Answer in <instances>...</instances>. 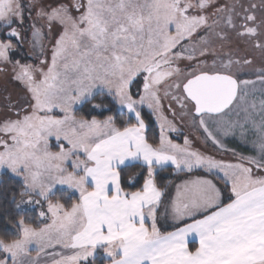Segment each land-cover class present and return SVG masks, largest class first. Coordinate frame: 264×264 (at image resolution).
I'll return each mask as SVG.
<instances>
[{"label":"snow or ice","instance_id":"obj_1","mask_svg":"<svg viewBox=\"0 0 264 264\" xmlns=\"http://www.w3.org/2000/svg\"><path fill=\"white\" fill-rule=\"evenodd\" d=\"M26 21L36 64L12 57ZM45 27L57 33L50 60ZM230 33L264 65V0H0V64L28 94L0 114V212L11 206L18 229L0 238V264H97L98 249L105 264H264V66L237 55ZM97 95L124 119L75 114ZM165 101L204 150L188 134L170 138L181 129ZM228 136L249 152L229 148ZM169 165L188 178L165 201L173 182L157 175ZM62 188L70 194L57 196ZM42 203L48 222L33 224L25 206Z\"/></svg>","mask_w":264,"mask_h":264},{"label":"rangeland","instance_id":"obj_2","mask_svg":"<svg viewBox=\"0 0 264 264\" xmlns=\"http://www.w3.org/2000/svg\"><path fill=\"white\" fill-rule=\"evenodd\" d=\"M46 2L48 3H55V0H46ZM252 2L259 4L260 0H252ZM22 34L25 37L24 40V44L23 46L17 51V52H13L12 53V57L13 59L16 58H20L23 57L22 62H26V63H33L36 64L39 62L40 58L43 57H39V56H31L29 55V53L32 51L28 40L31 39V29L28 26V22L26 21L24 27L22 28ZM45 32V36H44V43L46 45V51L45 54L47 56V58L50 60V49H51V45L52 43H54V38L55 35L57 34L55 31L53 32L52 36H48L47 35V28L45 27L44 29ZM2 38V37H0ZM230 40L232 43V48L236 49L239 48V51L237 53V55H243L246 57H253L256 59L255 64L253 65L254 68L256 67H261L264 66L261 64L260 60H259V53L258 52H253L250 49H246V46L243 43H240L235 34L234 33H230ZM219 43V42H218ZM221 49H219V47L217 48V51H220ZM227 47H225L223 49V51H227ZM0 69H3L2 71H0V114H3V106L7 103H9V101L11 102H15V103H19V105L21 107L24 106V103L27 99V92H26V88L25 86L13 79V73H12V68L11 65H8L7 68L5 69V66L3 64H0ZM241 78H254V75H250L247 77L242 76ZM135 87L133 88V91L135 92ZM98 96V95H97ZM98 104V103H97ZM165 104V112L164 115L168 118V120L172 121L176 127L181 129L180 133H168V135L170 136V138H175L176 142L178 143H183V135L184 134H188L194 141H195V147L197 148H201V150H204L203 145L201 144L200 141L195 140L196 135H198V133H195L190 127H188L187 123L185 121H182L179 119V117L173 119L172 113L167 111V101L164 102ZM81 105L76 106V109L79 108ZM117 109L119 110V106L116 105ZM149 113L152 116V119L154 120V122L156 123L158 129H159V135H160V126H159V122L157 121V118L155 115L152 114V111L150 109H148L146 106H144ZM173 108H175L177 110V112L179 111V108L177 105L173 104ZM88 114L91 113L90 116H86L84 118L86 119H91L93 116H96L98 119H103L104 116H102V112L104 111V108H100V109H95L91 106L88 107L87 109ZM235 118V117H233ZM53 145V150H58L57 147L55 146V140L54 138H51L50 141ZM224 142L225 144L229 147V148H234L236 149V151L238 152H245L247 150V152L245 154H247L249 152V146L244 144L238 136H228L224 138ZM208 150H212L211 147H209ZM224 159L226 160H230L232 159L230 153H225L224 154ZM61 187V186H58ZM78 195V194H77ZM38 198V197H37ZM27 209V215L30 217V222H32L33 224H37V223H47L48 220L47 218H41L39 217L38 213L43 210L45 212H47V205L46 203H42L41 205H26L25 206ZM15 233L17 235L18 233V229H15ZM33 255H35V251L33 250ZM99 254L100 258H104V254L103 251L98 249L97 250V255ZM0 258H3V254L0 253ZM90 263V262H89ZM43 264V261H42Z\"/></svg>","mask_w":264,"mask_h":264},{"label":"trees","instance_id":"obj_3","mask_svg":"<svg viewBox=\"0 0 264 264\" xmlns=\"http://www.w3.org/2000/svg\"><path fill=\"white\" fill-rule=\"evenodd\" d=\"M92 103L108 105V109H111V111H109L108 109H104V111L101 113L102 116L115 115L117 117L118 121H121L124 119L123 117H121L119 115V110L117 109L116 104L112 101V99L110 97H107L106 95L104 97H101L100 95H98L95 97L94 101L81 105L79 108L76 109L75 114L77 116H83V117L90 116L91 113L88 114L87 109L89 106H91ZM142 115H143V118L145 119V122H146V135L149 139V142L158 143L159 142V129H158L156 123L154 122V120L152 119L151 114L149 113V111L145 107H143V109H142ZM246 152H247V150L244 153H246ZM184 174H186V173H176L173 171V167L167 166L164 170H160L158 172L157 181L160 184H163L166 181H172L174 183V181H176V179H178L179 177H181ZM142 179H143V177L141 176L139 178L140 183H142ZM7 182H8L12 191H15L17 193L20 191V189L22 187V181L20 178L12 177L9 174L7 176ZM124 186L127 187L128 185L125 184ZM137 186H139V183L137 184ZM65 192L70 194L71 190H67L66 188H62V191L57 192V196H61ZM9 195H10V193H9ZM77 196H78L77 194L76 195H70V198L63 201V202L70 205L71 200L77 198ZM0 203H3V201L0 200ZM9 208H10V210L7 214L0 212V238H4V239H12L16 236L15 229H17V228H15L12 223H9V221H15L17 219V215L14 211L11 210V206H9ZM96 262H97V264H105V258H100L99 254H98V255H96Z\"/></svg>","mask_w":264,"mask_h":264},{"label":"crops","instance_id":"obj_4","mask_svg":"<svg viewBox=\"0 0 264 264\" xmlns=\"http://www.w3.org/2000/svg\"><path fill=\"white\" fill-rule=\"evenodd\" d=\"M173 139L176 140L175 138H173ZM169 166L173 167L171 165H169ZM194 174H199V173H194ZM186 178H188V174H184L181 177H179L178 179H176V181H174V183L169 187V190H168L169 195L165 197V201L168 200L170 195L174 194V185H175V183H178V182H180V180L186 179ZM160 211H164V208L161 207ZM161 226H162V230H165V231L172 230L171 221H169L167 225H165L164 222L161 221ZM189 241H190V247L194 248L196 246V244L193 242L194 241V237H189Z\"/></svg>","mask_w":264,"mask_h":264},{"label":"flooded vegetation","instance_id":"obj_5","mask_svg":"<svg viewBox=\"0 0 264 264\" xmlns=\"http://www.w3.org/2000/svg\"><path fill=\"white\" fill-rule=\"evenodd\" d=\"M221 2H223V0H221ZM254 78H255V77H254ZM254 78H253V79H254Z\"/></svg>","mask_w":264,"mask_h":264}]
</instances>
